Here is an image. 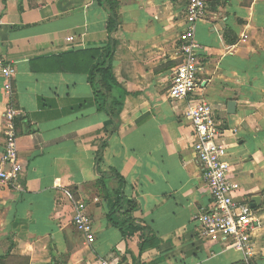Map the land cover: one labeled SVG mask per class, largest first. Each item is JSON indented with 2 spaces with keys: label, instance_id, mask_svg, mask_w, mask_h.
<instances>
[{
  "label": "crops",
  "instance_id": "obj_1",
  "mask_svg": "<svg viewBox=\"0 0 264 264\" xmlns=\"http://www.w3.org/2000/svg\"><path fill=\"white\" fill-rule=\"evenodd\" d=\"M185 6L118 0L111 71L125 96L113 128L92 103L88 58L78 54L107 44V9L97 0H0V54L15 69L22 167L20 188L0 183V255L8 264L23 257L28 264H264V0H206L195 29L202 61L195 98L221 121L237 194L259 197L248 258L196 236L192 218L210 195L189 146L186 103L167 95ZM7 103L0 73V157ZM77 202L91 217V244L73 226ZM127 217L143 223L129 239L113 225Z\"/></svg>",
  "mask_w": 264,
  "mask_h": 264
},
{
  "label": "built area",
  "instance_id": "obj_2",
  "mask_svg": "<svg viewBox=\"0 0 264 264\" xmlns=\"http://www.w3.org/2000/svg\"><path fill=\"white\" fill-rule=\"evenodd\" d=\"M206 0H186L182 30L178 34L179 60L174 66L167 86L171 100L186 103L181 114L189 121V146L193 150L210 195L209 206L193 216L196 236L223 248L240 251L245 258L251 256L253 247L254 208L249 199L237 194V187L229 179L226 146L221 141V121L213 106L196 99L201 87L199 78L202 61L195 39L197 23L205 18ZM68 41L72 36L66 37ZM0 73L4 77V90L8 97L2 114L4 123V149L0 157V183L20 188L18 178L22 167L17 154L14 120L19 110L12 105V77L15 69L0 54ZM72 223L87 244L94 241L91 217L84 202H77ZM97 264H117L111 258L100 259Z\"/></svg>",
  "mask_w": 264,
  "mask_h": 264
},
{
  "label": "trees",
  "instance_id": "obj_3",
  "mask_svg": "<svg viewBox=\"0 0 264 264\" xmlns=\"http://www.w3.org/2000/svg\"><path fill=\"white\" fill-rule=\"evenodd\" d=\"M97 2L103 5L108 12V18L106 20V31L108 35V42L103 47L89 48L83 50V52H78V54L85 55L88 58V82L91 85L93 96L92 103L96 106L97 110H103L106 112L113 122V128H116L119 112L123 104V98L125 96V91L119 88L113 77L111 71V63L114 53V38L113 34L117 29V8L118 0H97ZM104 143L100 145L99 150L95 156V165L100 162L101 152L104 148ZM98 170V169H97ZM105 174L101 175V178H107ZM121 188L124 184L123 179L119 176L117 177ZM120 194V190L118 191ZM120 207V200L118 199L111 212ZM133 207L131 201H127V209L130 210ZM126 210V211H128ZM122 237L125 239L133 238V233L139 231L143 223L139 220L127 217L120 223H114ZM140 248L143 247V242H139ZM7 255H0V264H8L6 259ZM21 262V263H20ZM20 264H28V258H21ZM144 264V263H137ZM241 264V263H236Z\"/></svg>",
  "mask_w": 264,
  "mask_h": 264
},
{
  "label": "water",
  "instance_id": "obj_4",
  "mask_svg": "<svg viewBox=\"0 0 264 264\" xmlns=\"http://www.w3.org/2000/svg\"><path fill=\"white\" fill-rule=\"evenodd\" d=\"M234 106H235V102L234 101H229L227 103V112L228 113L233 112ZM258 201H259V197L258 196H252L251 201H250V206L252 208H254L258 204Z\"/></svg>",
  "mask_w": 264,
  "mask_h": 264
}]
</instances>
